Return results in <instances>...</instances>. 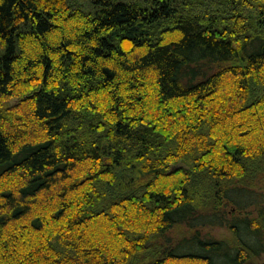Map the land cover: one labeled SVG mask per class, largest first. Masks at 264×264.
Segmentation results:
<instances>
[{
    "label": "trees",
    "instance_id": "16d2710c",
    "mask_svg": "<svg viewBox=\"0 0 264 264\" xmlns=\"http://www.w3.org/2000/svg\"><path fill=\"white\" fill-rule=\"evenodd\" d=\"M262 176L264 0H0V264H246Z\"/></svg>",
    "mask_w": 264,
    "mask_h": 264
},
{
    "label": "rangeland",
    "instance_id": "374dc122",
    "mask_svg": "<svg viewBox=\"0 0 264 264\" xmlns=\"http://www.w3.org/2000/svg\"><path fill=\"white\" fill-rule=\"evenodd\" d=\"M16 102H17L16 99L10 100L11 105L16 103ZM257 183H256L257 188H255V190L261 191L264 193V176H262L261 179L258 180ZM200 184H201V180H199L197 183H195V185H198V186ZM224 202H225L223 204L224 208H222V209L230 212L231 213L230 216H233L232 212H234L233 209H235L234 203L231 202L229 199H226ZM235 212L237 215H240V216L257 215L254 207H249L243 211L235 209ZM199 228L202 229V235L205 237L210 236V237H215L218 239H226V240H230V241L235 239L233 232L226 225H221V224L208 225V226H203V227H199ZM195 229H197V228H195ZM190 234H192L191 229H189L188 227H185V226L176 227V228L172 229L170 232V236L174 240H180V238H182L183 236L190 235ZM246 264H264V253L261 254L259 257L251 258Z\"/></svg>",
    "mask_w": 264,
    "mask_h": 264
}]
</instances>
